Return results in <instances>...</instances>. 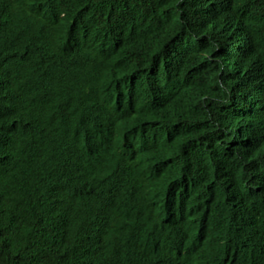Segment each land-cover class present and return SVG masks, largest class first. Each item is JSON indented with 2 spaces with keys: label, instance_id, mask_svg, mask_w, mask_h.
I'll return each instance as SVG.
<instances>
[{
  "label": "trees",
  "instance_id": "trees-1",
  "mask_svg": "<svg viewBox=\"0 0 264 264\" xmlns=\"http://www.w3.org/2000/svg\"><path fill=\"white\" fill-rule=\"evenodd\" d=\"M87 66L101 78L88 81ZM255 87H264V0H0V264H122L100 247L106 215L173 193L192 154L200 170L231 156L235 146L213 136ZM123 98L113 129L155 137L146 160L134 156L139 168L127 134L82 141L95 128L108 136ZM120 178L112 211V200H91L102 180ZM246 199V215L232 213L221 239L200 242L187 264H264V193Z\"/></svg>",
  "mask_w": 264,
  "mask_h": 264
},
{
  "label": "clouds",
  "instance_id": "clouds-1",
  "mask_svg": "<svg viewBox=\"0 0 264 264\" xmlns=\"http://www.w3.org/2000/svg\"><path fill=\"white\" fill-rule=\"evenodd\" d=\"M89 67L92 66H87V78L92 83L101 77L96 71L89 74L92 70ZM69 79L70 77L66 78L67 81ZM74 84L75 82L71 86L74 87ZM255 89L249 99L252 101L251 105L244 102L226 112L230 115V127L213 136L214 140L220 141L226 148L235 146V150L231 148L232 155L225 158L220 156L218 165L213 170H200L198 162L191 161L192 154L178 167L179 171L187 174L173 193L165 189L161 195L147 199L138 208H129L128 216L124 212L132 205L130 203L121 205L112 213L115 216L106 215L104 225L108 240L100 243L102 250L106 247L116 253L122 264L123 261L128 264H187L193 249L200 251V242L206 241L205 239H221L232 213L246 215V197L257 191L264 193V87ZM77 90L76 87V96ZM72 93L74 94L73 90ZM89 102L90 100L80 102L84 111H87ZM125 102L126 99L123 98L117 108L110 112L112 120L107 129L108 136L103 137L101 128H95V133L82 140L86 147H94L92 144L96 141L114 142L118 133L131 137L127 132L113 129L120 107L123 105V108H127ZM110 106L105 104L99 111L106 112ZM216 111L225 112L221 108ZM240 115L248 119L244 120ZM90 116L95 119L94 115ZM123 116L125 117L124 113ZM237 120L243 124H236ZM251 120L254 121L252 126L247 124ZM148 128L131 137L132 149L127 159L137 168L138 160L134 156L146 160L148 149L155 140L154 136L150 137L148 134ZM191 152L198 150L190 148L185 153ZM149 161L159 163L155 154ZM116 174L121 175L119 171ZM111 179L102 180L99 187L104 191L91 196V200L98 196L112 200L107 205V211H112L114 204L123 198L122 192L125 189L122 178L114 180L115 182H111ZM90 210L97 211L92 208Z\"/></svg>",
  "mask_w": 264,
  "mask_h": 264
}]
</instances>
